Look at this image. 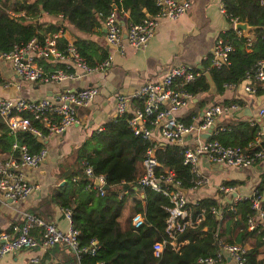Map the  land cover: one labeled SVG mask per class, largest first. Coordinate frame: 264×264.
<instances>
[{"label": "trees", "instance_id": "1", "mask_svg": "<svg viewBox=\"0 0 264 264\" xmlns=\"http://www.w3.org/2000/svg\"><path fill=\"white\" fill-rule=\"evenodd\" d=\"M223 5L227 14L237 18L238 22L246 20L255 30L251 41L237 36L233 30L222 35L234 47L228 67L215 69L210 68L209 61L202 63L216 86L217 96L224 93V84L242 82L245 73L264 59V43L261 41L264 35V5L260 0H224ZM114 10L120 18L128 15V29L145 19L144 11L150 16L156 14L155 0H0V53L33 39L42 42L41 26L35 24L41 12L50 17L62 15L63 20L76 30L92 34L101 29L107 16ZM61 28L48 25L47 31L53 34ZM66 45L67 41L61 36L57 41L58 48L64 50ZM74 45L89 63L90 57L85 50L87 44ZM184 89L197 99L196 107L189 110L190 116L181 120L188 124L198 117L196 110H203L213 98L208 94L209 86L203 76L184 86ZM230 103L242 105L238 100ZM128 118L130 115L112 119L82 146L73 149L55 169V185L49 188L47 197L32 212L46 222L47 213L51 215V210H68L70 224L78 232L80 250L92 248L97 243L93 255L89 251H82L78 254L79 259L74 257L70 264H197L200 259L216 256L218 247L215 236L224 244L244 248L242 259L245 264H264V231L260 226L248 230L247 220H256L257 210L247 200L236 203L233 212H223L221 220L211 212L213 208L218 209L214 199L199 200L192 208L194 214L204 212L201 224L178 235L177 244L182 245L177 251L165 244L160 256L154 257L153 245L167 240L164 231L166 209L170 205L163 195L142 189L137 184L140 165L151 144L132 134L127 125ZM223 129L212 139L225 146L241 148L252 141L256 132V128L240 121L226 124ZM15 143L25 145L30 154H38L45 148L38 138L29 133L11 135L0 117L1 161L19 158V151L12 148ZM183 151V147L175 144L159 143L155 158L159 170H172L181 181L182 189L187 191L193 186L194 178L189 168L183 165ZM87 167L91 168L94 176L105 177L103 196L87 188L90 181L84 174ZM62 182L64 185L60 187ZM227 184L223 185L232 186ZM260 210L264 214V200L261 201ZM136 214H142L145 220L139 229L131 226V219ZM14 225L7 231L9 234L13 235V227L18 228L22 224ZM39 230L35 228L30 234L37 237Z\"/></svg>", "mask_w": 264, "mask_h": 264}, {"label": "built area", "instance_id": "2", "mask_svg": "<svg viewBox=\"0 0 264 264\" xmlns=\"http://www.w3.org/2000/svg\"><path fill=\"white\" fill-rule=\"evenodd\" d=\"M264 5V0H260ZM156 14L150 19H144L140 24L131 25L126 28L127 37L122 38V25L114 10L105 19L106 28L105 41L112 53L123 56L125 54L124 43L133 52H139L147 46L154 36L156 28L161 21H176L181 18L190 8L188 0H155ZM221 13L229 20L230 28L235 30L238 19L226 13L224 5ZM226 32L222 33L225 34ZM222 35L216 39L210 55L205 58L210 62V68L222 69L230 64L229 57L234 52L232 44L226 42ZM59 34L48 35L40 42L37 39L30 40L26 44L15 45L10 51L0 53V79L2 69L6 68L20 83L35 84L38 82L61 84L69 79L77 78L75 71L89 75L92 73L106 72L113 62V54H108L105 59L94 65H89L82 57L78 48L73 43H67L64 50L57 46ZM264 43V35L261 37ZM36 59L53 61L63 65L60 69L52 72H44L35 65ZM203 74L186 65L172 67L160 80H152L131 93L130 96L119 94L116 97V117L130 115L127 120L129 130L134 136L150 143L146 150L144 159L140 165V176L137 184L142 189H150L163 195L168 199L169 207L166 209L165 220L166 239L153 245V255L158 258L165 246L177 251V237L186 229H195L204 220V212L194 214L192 204L181 192V181L169 168L160 169L155 158L158 144L180 143L184 148L183 165L188 167L193 176V186L187 191L191 192L208 184V178L199 172L201 159L211 164L224 165L234 169H245L254 164L264 161V108L259 109L257 117L254 118L258 125L254 138L246 147L225 146L214 137L223 128L216 127V122L221 117H232L243 105L249 109L252 98L257 93L255 83L264 85V59L258 61L255 66L247 71L244 80L240 83L224 84V89H232L238 92L239 84H243V92L249 96L248 99L237 97L242 102L230 104H210L202 111L199 120L192 119L191 123H183L175 117V113L181 108L187 107L194 96L184 89V86L195 81ZM19 90L20 86L17 85ZM98 96L95 87L83 88L71 92L61 93L55 99L43 98L39 100H27L23 98L0 97V117L6 124L9 133L14 135L18 132L29 133L38 138L43 144L49 137H58L66 130L78 124L77 109L87 107ZM136 102V106H134ZM250 110V109H249ZM209 134L207 139L202 135ZM158 139V140H157ZM13 150L19 151V158H11L7 161L0 160V204L8 202H20L26 200L35 190V183L27 177V171L40 168L47 157L44 148L38 154H30L25 145L13 144ZM84 174L89 178L87 188L95 190L103 196L105 177L94 176L91 168L87 167ZM99 184V185H97ZM218 190L223 194H236L234 186L219 185ZM237 198V197H236ZM249 201L254 210H257V219L247 220L248 230H254L260 226L264 231V214L260 210L261 201L264 197L255 191L248 199H238L230 207L239 201ZM65 218L70 221V212L62 210ZM212 214L221 220V212L217 208L211 210ZM145 223L142 214H136L131 219L134 229L141 228ZM39 228V237L32 236L31 230ZM78 232L70 224L67 231L62 232L51 223H46L38 217L25 214L23 223L15 229V233L0 232V261L15 253L23 251L47 250L57 245H62L78 254L89 251L92 248L80 250ZM216 237L218 251L215 257L203 258L197 264H223L228 258L233 264H245L242 257L244 248L224 244ZM264 240V236H263ZM32 264H39L37 258L31 260Z\"/></svg>", "mask_w": 264, "mask_h": 264}, {"label": "crops", "instance_id": "3", "mask_svg": "<svg viewBox=\"0 0 264 264\" xmlns=\"http://www.w3.org/2000/svg\"><path fill=\"white\" fill-rule=\"evenodd\" d=\"M188 1L190 3L189 10L176 21H161L154 36L141 51L133 52L124 43L125 54L123 56L117 53L113 54L106 45L103 25L101 29L95 30L92 34H85L69 25L63 20L62 15L50 17L41 12L36 22L41 26L40 34L43 38L59 34L60 37L65 38L67 43L87 44L85 50L90 57L89 63H91L89 64L86 58L84 59L89 65L103 61L108 54H113V62L104 73L85 75L75 71L77 78L69 79L61 84L42 82L22 84L6 68L2 69L0 97L23 98L32 101L43 98L55 99L61 93L89 87H95L98 90V96L87 107L77 109L78 124L69 127L64 134L58 137H49L44 142L47 150L45 161L39 169L27 171L28 179L35 183V190L24 201L0 204V232H7L11 226H15V223L22 224L25 214L33 215V210L37 208L41 200L47 197L49 188L56 183L53 174L57 166L70 155L73 149L82 146L94 132L116 118L115 101L119 94L130 96L145 83L162 79L168 70L175 66L186 65L197 69V66H202V63L206 61L205 58L210 55L216 39L224 32L233 30L237 36H242L240 31L230 28L229 20L221 13L224 0ZM127 17V14L124 18L118 16L122 27L127 28ZM48 25H58L62 28L57 33L50 34L47 31ZM253 31L249 32L251 36H253ZM35 65L44 72H52L63 66L42 59H36ZM17 85L20 86L19 90L16 89ZM239 86L236 93L230 88L224 89L221 96H217V94L213 96L208 93L213 98L210 99L209 104L226 105L237 100L238 96L248 99L249 96L243 92V84L241 83ZM255 86L257 93L251 100L250 110L248 109L250 115L240 116L239 112L246 109L242 105L238 113L236 112L232 117L219 118L216 127L223 128L226 124L240 121L257 130L258 125L254 118L257 117L258 110L264 108V85L255 83ZM194 100L197 99H193L187 107L178 110L175 117L180 121L188 118L189 110L196 107L197 101L194 103ZM226 101L229 103H225ZM136 105L134 102V106ZM196 111L198 117L195 119L199 120L203 110ZM198 168L200 174L208 178V184L191 192L186 191L187 199L193 206L201 199L211 198L217 202L218 210L223 213L230 209L237 198L248 199L258 190L264 197V161L245 169H234L224 165L211 164L201 159ZM225 183L237 188L235 196L234 194H223L218 190V186ZM51 211V215L47 213L46 223L53 224L62 232L67 231L70 221L65 218L62 210L53 209ZM16 228L13 227V229ZM74 257H76L75 254L65 246L53 247L44 251L15 253L1 260L0 264H32L33 258H37L39 264H70ZM223 264L233 263L226 258Z\"/></svg>", "mask_w": 264, "mask_h": 264}, {"label": "water", "instance_id": "4", "mask_svg": "<svg viewBox=\"0 0 264 264\" xmlns=\"http://www.w3.org/2000/svg\"><path fill=\"white\" fill-rule=\"evenodd\" d=\"M144 15H145V18L146 19H150L151 18V16L149 15V14H147V12L146 11H144ZM35 24H37V22H35ZM102 30H103V33L105 34L106 33V28H105V26L103 25V27H102ZM235 30H237V31H240L241 33H242V36L245 38V39H247V40H252L253 39V36H251L250 34H249V32L250 31H253V30H255V27H252V26H249L248 25V22L245 20L244 22H238L236 25H235ZM126 37H127V33H126V28L125 27H122V38L123 39H126ZM197 69L198 70H200V72L203 74V77L206 79V81H207V83H208V86H209V91H208V93L210 94V95H213V96H215L216 94H217V89H216V86H215V84H214V82H213V80H212V78H211V76H210V74L208 73V72H205L204 71V69H203V66H201V65H199V66H197ZM197 100H194L193 102L195 103ZM238 113V112H237ZM241 115L240 116H245L246 114L249 116L250 114H249V110L248 109H245V110H243V111H241V112H239ZM202 137V139H207L208 137H209V134H204V135H202L201 136ZM176 146H178V147H182V145L180 144V143H177V144H175ZM45 161V160H44ZM43 161V162H44ZM64 185V183H61L60 184V186H63ZM97 185H99V184H97ZM104 190H106V187H104ZM181 192H182V194L184 195V196H186V194H187V192H186V190H181ZM234 196H235V194H234ZM94 245L96 246L97 245V243H94ZM73 252V251H72ZM74 253V252H73Z\"/></svg>", "mask_w": 264, "mask_h": 264}]
</instances>
